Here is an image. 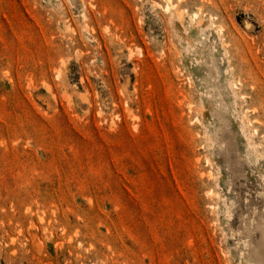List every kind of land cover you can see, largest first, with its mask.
<instances>
[{
  "label": "rangeland",
  "instance_id": "rangeland-1",
  "mask_svg": "<svg viewBox=\"0 0 264 264\" xmlns=\"http://www.w3.org/2000/svg\"><path fill=\"white\" fill-rule=\"evenodd\" d=\"M0 264H264V0H0Z\"/></svg>",
  "mask_w": 264,
  "mask_h": 264
},
{
  "label": "bare ground",
  "instance_id": "bare-ground-1",
  "mask_svg": "<svg viewBox=\"0 0 264 264\" xmlns=\"http://www.w3.org/2000/svg\"><path fill=\"white\" fill-rule=\"evenodd\" d=\"M169 8V7H168Z\"/></svg>",
  "mask_w": 264,
  "mask_h": 264
}]
</instances>
